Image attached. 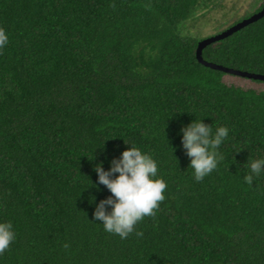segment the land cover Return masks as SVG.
<instances>
[{
	"label": "trees",
	"instance_id": "trees-1",
	"mask_svg": "<svg viewBox=\"0 0 264 264\" xmlns=\"http://www.w3.org/2000/svg\"><path fill=\"white\" fill-rule=\"evenodd\" d=\"M219 1L0 0L9 34L0 50V221L16 231L0 264H264V173L243 182L247 159L264 158V90L229 85V73L197 58L201 41L264 0L204 36L203 17ZM202 58L264 75V16L208 44ZM194 119L229 129L223 159L199 182L180 133ZM124 141L151 154L167 183L155 215L136 225L142 235L127 239L93 219L111 195L94 165L107 170L131 146Z\"/></svg>",
	"mask_w": 264,
	"mask_h": 264
},
{
	"label": "clouds",
	"instance_id": "clouds-1",
	"mask_svg": "<svg viewBox=\"0 0 264 264\" xmlns=\"http://www.w3.org/2000/svg\"><path fill=\"white\" fill-rule=\"evenodd\" d=\"M8 43L9 34L0 27V50ZM180 133L181 145L190 158L189 167L193 170L194 180L199 182L217 169L223 159L218 150L228 138L229 129L221 125L213 130L211 124L194 119L182 127ZM126 144L131 146L123 150L118 158L114 157L107 170L103 162L94 165L98 184L104 185L111 195L95 204L93 219L101 221L98 224L105 232L118 235L121 239H127L136 232V225L146 216L155 215L160 202L166 199L164 193L167 188V183L158 177V162L153 156L132 143ZM245 165L249 171L243 176V182L251 186L255 178L264 173V158L247 159ZM98 184L92 182V187L99 190ZM136 235L141 236L142 233L136 232ZM15 240L13 222L0 221V256Z\"/></svg>",
	"mask_w": 264,
	"mask_h": 264
},
{
	"label": "rangeland",
	"instance_id": "rangeland-1",
	"mask_svg": "<svg viewBox=\"0 0 264 264\" xmlns=\"http://www.w3.org/2000/svg\"><path fill=\"white\" fill-rule=\"evenodd\" d=\"M221 7H217L213 11H207L203 19L210 20L209 27L203 35L211 36L225 29L236 18L243 17L250 10L252 4H256V0H220ZM225 17V18H224ZM224 81L229 85H235L242 88H251L257 91L264 90V83L254 82L251 79L236 76L225 75Z\"/></svg>",
	"mask_w": 264,
	"mask_h": 264
},
{
	"label": "water",
	"instance_id": "water-1",
	"mask_svg": "<svg viewBox=\"0 0 264 264\" xmlns=\"http://www.w3.org/2000/svg\"><path fill=\"white\" fill-rule=\"evenodd\" d=\"M262 16H264V9L262 11H260L259 13L253 15L252 17L241 21L240 23L229 28L228 30H226V31L214 36V37L207 38V39H204L203 41H201L198 45V48H197V58H198L199 62H201L202 64H204L207 67H211L213 69H217V70L229 73V74L245 77L248 79H259V80L264 81V75L252 74V73H248V72H242V71H238V70L229 69V68H226V67L214 64V63L207 62V61L203 60V58H202V51L208 44H211L212 42H216L218 40H221V39L231 35L233 32H235V31L243 28L244 26L258 20Z\"/></svg>",
	"mask_w": 264,
	"mask_h": 264
}]
</instances>
